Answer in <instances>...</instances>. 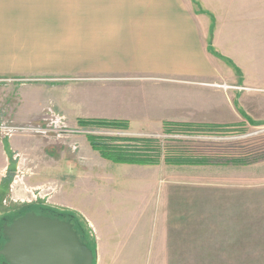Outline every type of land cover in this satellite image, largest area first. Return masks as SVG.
<instances>
[{
	"label": "crops",
	"instance_id": "0c3cea01",
	"mask_svg": "<svg viewBox=\"0 0 264 264\" xmlns=\"http://www.w3.org/2000/svg\"><path fill=\"white\" fill-rule=\"evenodd\" d=\"M208 36V16L183 0H0V77L40 80L20 83L23 92L0 115L28 123L49 101L71 123L125 120L133 129H146L134 126L138 119L153 120L152 129L230 126L246 120L243 113L264 120V91L241 88L210 54ZM129 79L144 88L142 99L130 100ZM0 144L1 184L10 159L4 138ZM140 167L139 176L158 185L145 188L138 217L124 218L118 204H92L107 192L124 194L114 187L89 189L86 205L75 208L86 216L96 264H251L241 252L253 236L237 229L249 223L194 217L190 189L162 184L159 171Z\"/></svg>",
	"mask_w": 264,
	"mask_h": 264
},
{
	"label": "rangeland",
	"instance_id": "374dc122",
	"mask_svg": "<svg viewBox=\"0 0 264 264\" xmlns=\"http://www.w3.org/2000/svg\"><path fill=\"white\" fill-rule=\"evenodd\" d=\"M183 2L198 15L208 16L210 54L234 71L241 88L264 91V0ZM35 79L0 77V110L6 111L8 103L14 101L12 94L19 97L23 92L20 83L40 81ZM129 80L130 100L142 99L144 88L139 87L137 79ZM104 92L107 93L102 90L98 94ZM109 94L120 95L117 89ZM50 107L57 111L55 103L45 102L40 117L28 123L43 122ZM138 120L134 126L146 129H133L130 125L128 129L83 126L70 121L74 131L71 134L53 131L43 135L28 131L8 135L7 130L0 129V140L5 139L10 159L9 170L0 184V219L42 202L59 211L75 212L86 231V216L75 208L86 205V192L96 187H114L124 194L107 192L92 200L93 205L102 209L105 205L118 204L125 213L124 218L138 217L136 213L139 205L144 204L145 188L157 187V180L140 177L137 171L141 165L115 163L103 158L92 148L89 135L107 139L150 138L155 142L152 149L146 151H158L160 162L142 166L159 171L162 184L190 189L194 217L249 223L237 227L238 232L253 236L251 248L241 253L250 258L251 264H264V120L246 119L230 126L173 122L161 129H152L158 124L151 119ZM16 124L15 120L0 115V125ZM9 139L17 140L16 146L11 147ZM107 142L143 147L134 140ZM173 159L206 163L168 162ZM39 186L47 193L45 198L40 195L35 198L28 191L30 187Z\"/></svg>",
	"mask_w": 264,
	"mask_h": 264
},
{
	"label": "water",
	"instance_id": "95a60500",
	"mask_svg": "<svg viewBox=\"0 0 264 264\" xmlns=\"http://www.w3.org/2000/svg\"><path fill=\"white\" fill-rule=\"evenodd\" d=\"M0 225L2 264H96L97 250L71 219L28 211Z\"/></svg>",
	"mask_w": 264,
	"mask_h": 264
},
{
	"label": "trees",
	"instance_id": "16d2710c",
	"mask_svg": "<svg viewBox=\"0 0 264 264\" xmlns=\"http://www.w3.org/2000/svg\"><path fill=\"white\" fill-rule=\"evenodd\" d=\"M243 116L250 120L249 117L243 113ZM81 125L83 126H105V127H112V128H123V129H128L129 128V123L125 120H106V119H82L79 121ZM171 123L166 122L165 126L169 125ZM119 140H134L137 142H140L142 144V149L135 147H127L125 145H118L116 143H108L107 141H119ZM89 141L92 145V148L96 151H98L101 156L105 159H108L112 162L115 163H127V164H138V165H145V164H158L160 162V157L158 156L159 152H152V151H146L148 149H152V144L155 142L154 139L150 138H144V139H118V138H105V137H98L96 135H89ZM170 163H176V164H184V163H189V164H197V163H206V161H201V160H192V159H173V160H168ZM35 210L37 211L38 214H44V215H49L51 217H56V216H62L66 217L68 219H71L74 224L76 230L80 233L82 236V239L85 240L90 244V246L93 247L87 237V233L85 229L83 228L82 224L78 220V217L75 212L72 211H59L57 209H54V207H50L49 205H46L45 203L39 202L35 203L34 205L25 207L19 211L16 212L13 216H10L9 218H14L21 216L25 214L28 211ZM8 217V216H7ZM5 218V217H3ZM0 219V225L3 223L2 219Z\"/></svg>",
	"mask_w": 264,
	"mask_h": 264
},
{
	"label": "built area",
	"instance_id": "2783aa9c",
	"mask_svg": "<svg viewBox=\"0 0 264 264\" xmlns=\"http://www.w3.org/2000/svg\"><path fill=\"white\" fill-rule=\"evenodd\" d=\"M46 111V110H45ZM48 114L47 117L43 118V122L39 123H24V124H16L11 127H8L6 125H0V129H5L6 134L11 135L15 132H35V133H41L43 135H50L53 131H58V133H68L71 134L74 132L70 125L69 121L67 120V117L65 115L60 114L57 112L53 107H50L48 111L46 112ZM17 177H19L17 175ZM17 182V180H15ZM14 187V185H12ZM13 190V189H12ZM28 191L37 198L38 195L41 196V198H45L47 193H43V187H30ZM43 194V196H42ZM30 199H28L29 201Z\"/></svg>",
	"mask_w": 264,
	"mask_h": 264
},
{
	"label": "flooded vegetation",
	"instance_id": "af4514ba",
	"mask_svg": "<svg viewBox=\"0 0 264 264\" xmlns=\"http://www.w3.org/2000/svg\"><path fill=\"white\" fill-rule=\"evenodd\" d=\"M32 211H35V210H32ZM12 220H13V218L10 219L9 217H5L4 222L10 223ZM4 242H5V239H4L3 235L1 234V229H0V245L3 244Z\"/></svg>",
	"mask_w": 264,
	"mask_h": 264
}]
</instances>
